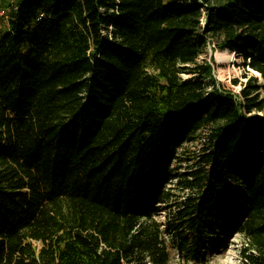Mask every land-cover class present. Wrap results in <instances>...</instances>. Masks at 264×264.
I'll return each instance as SVG.
<instances>
[{
    "label": "trees",
    "instance_id": "trees-1",
    "mask_svg": "<svg viewBox=\"0 0 264 264\" xmlns=\"http://www.w3.org/2000/svg\"><path fill=\"white\" fill-rule=\"evenodd\" d=\"M0 1V264H208L224 224L264 264V0ZM211 42L261 84L221 88ZM201 132L199 193L159 222Z\"/></svg>",
    "mask_w": 264,
    "mask_h": 264
},
{
    "label": "rangeland",
    "instance_id": "rangeland-1",
    "mask_svg": "<svg viewBox=\"0 0 264 264\" xmlns=\"http://www.w3.org/2000/svg\"><path fill=\"white\" fill-rule=\"evenodd\" d=\"M1 6L0 10L3 11L2 19L0 21V29L6 26L5 20L7 19V10ZM213 43L208 44L205 53L200 55L197 59L198 62L203 60H210L213 58V78L219 84V86L225 90L238 91L242 88V85L246 82V77L257 76L261 84L262 80L259 74H256L249 67L244 65V59L240 54L229 52L227 49L219 50L213 47ZM218 52H229L230 55H235V60L218 63L216 54ZM183 79L191 80L190 75H182ZM257 115H261L264 118V112ZM207 136L205 132H201L199 136L192 141L185 142L178 150V158L174 162L175 172L177 173L176 181L173 180L168 186L170 191V198L168 201V206L160 211V214L156 215L154 218L159 222H165L166 220L175 219L176 206L187 196H195L199 193L197 189L189 188L188 181L192 180L193 176L190 175L191 172H196L201 166L199 163V156L203 152V148L207 144ZM198 175H201L199 173ZM223 235H218L212 237L213 246L208 250L206 258L208 264H242V253L243 249H247V253L250 252L251 245L253 244L251 234L248 231H240L235 227H230L223 225ZM168 248L170 253L171 262L175 263L178 259L176 249L172 240L168 239Z\"/></svg>",
    "mask_w": 264,
    "mask_h": 264
},
{
    "label": "bare ground",
    "instance_id": "bare-ground-1",
    "mask_svg": "<svg viewBox=\"0 0 264 264\" xmlns=\"http://www.w3.org/2000/svg\"><path fill=\"white\" fill-rule=\"evenodd\" d=\"M230 52V51H229ZM229 52H218L217 54H216V58H217V61L216 62H218V63H225V62H227V60L228 61H233V60H235V55H230V53ZM255 72V71H254ZM256 73V72H255ZM256 74H258V73H256Z\"/></svg>",
    "mask_w": 264,
    "mask_h": 264
},
{
    "label": "built area",
    "instance_id": "built-area-1",
    "mask_svg": "<svg viewBox=\"0 0 264 264\" xmlns=\"http://www.w3.org/2000/svg\"><path fill=\"white\" fill-rule=\"evenodd\" d=\"M2 14H3V11H2V10H0V16H2ZM6 20H7V19H6ZM202 23H203V22H202ZM238 92H239V91H235V92L233 91L232 93H234V94H235V95L238 97L237 99H238V100H240L241 98H240V96H239V93H238ZM256 114H257V113H256ZM256 114H255V115H256ZM258 114H259V113H258Z\"/></svg>",
    "mask_w": 264,
    "mask_h": 264
},
{
    "label": "water",
    "instance_id": "water-1",
    "mask_svg": "<svg viewBox=\"0 0 264 264\" xmlns=\"http://www.w3.org/2000/svg\"><path fill=\"white\" fill-rule=\"evenodd\" d=\"M252 113H254V114H256V113H259V112H252ZM260 113H262V112H260ZM257 118H263L261 115L259 116V115H255Z\"/></svg>",
    "mask_w": 264,
    "mask_h": 264
}]
</instances>
